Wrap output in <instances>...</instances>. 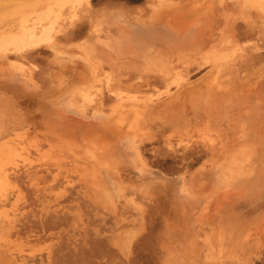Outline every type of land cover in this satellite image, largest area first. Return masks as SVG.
<instances>
[{"label":"rangeland","instance_id":"1","mask_svg":"<svg viewBox=\"0 0 264 264\" xmlns=\"http://www.w3.org/2000/svg\"><path fill=\"white\" fill-rule=\"evenodd\" d=\"M1 1L0 264H264V0Z\"/></svg>","mask_w":264,"mask_h":264},{"label":"bare ground","instance_id":"2","mask_svg":"<svg viewBox=\"0 0 264 264\" xmlns=\"http://www.w3.org/2000/svg\"><path fill=\"white\" fill-rule=\"evenodd\" d=\"M3 1V0H2ZM1 1V2H2ZM22 1V0H21ZM36 1V0H35ZM79 1V0H78ZM210 1V0H209ZM8 2V1H7ZM15 2V1H14ZM67 2H68V0H67ZM71 3L72 2H74V0L73 1H70ZM9 3V2H8ZM24 3H25V1H24ZM23 3V4H24ZM56 3V2H55ZM26 4V3H25ZM28 4V3H27ZM26 4V5H27ZM208 4V3H207ZM15 5V4H14ZM204 5V4H203ZM22 6V5H21ZM25 6V5H24ZM23 6V7H24ZM209 6V5H208ZM50 8V7H49ZM182 8V7H181ZM61 9V8H60ZM209 9H211V8H209ZM171 10H173L172 8H171ZM174 10H177V7H176V9H174ZM183 10H185V9H183ZM183 10H182V12H183ZM195 10V9H194ZM193 10V11H194ZM203 10H205V8L203 9ZM45 11V10H44ZM60 11V10H59ZM181 11V10H180ZM213 13H215V10L213 9V10H211ZM39 12V11H38ZM188 12V11H187ZM191 12V11H190ZM197 12V11H196ZM200 12V11H199ZM1 13V12H0ZM36 13V12H35ZM46 13V12H45ZM210 13V12H209ZM5 14V13H4ZM4 14H1V15H3L4 16ZM174 14V13H173ZM178 14H181L182 15V13L180 12V13H178ZM207 14V13H206ZM14 15V14H13ZM75 15V14H74ZM183 15H185L184 14V12H183ZM43 16V14L41 15V17ZM56 16V15H55ZM176 16V15H175ZM2 17V16H1ZM50 18V17H49ZM196 18V17H195ZM194 18V19H195ZM43 19V18H42ZM192 19V18H191ZM178 20V19H177ZM177 20L175 19L173 22H171L175 27L174 28H176V29H179V31H181V32H183L182 30H185L186 31V33H185V35L186 34H188L189 35V31H192L191 29H189L188 30V25L191 23L192 24V22H193V20H192V22H189V21H191L190 19H189V21L188 20H186V18H184V20H186V21H188V23H186L185 25H184V23L182 24L181 23V25H184V26H180L179 24H178V22H177ZM55 21V20H54ZM176 21V22H175ZM197 21V20H196ZM195 21V22H196ZM170 23V24H171ZM205 23H207V21H205ZM169 24V25H170ZM193 25V24H192ZM208 24H206V26H207ZM172 26V25H171ZM170 26V27H171ZM214 26V25H213ZM23 27H25V26H23ZM48 27H50V25L48 26ZM203 27V26H202ZM205 27V26H204ZM172 28V27H171ZM183 28V29H182ZM189 28H190V26H189ZM206 28V27H205ZM208 28V27H207ZM206 28V29H207ZM214 28V27H213ZM24 29V28H23ZM27 29H29V30H25L24 31V33L22 34V35H20V36H17V34L16 35H14L12 38H11V40H12V42H14L13 40L14 39H16L15 40V42L18 40V42H20L21 43V45L22 46H37V45H39V44H41V42L43 41H45V40H48L47 38H49V37H51L50 36V34H51V32H52V30H53V27H50L49 29H45V31H43L42 33H38V32H36L33 28H27ZM31 29V30H30ZM180 29H182V30H180ZM195 28H193V30H194ZM196 29H197V27H196ZM205 29V30H206ZM199 30H201V29H199ZM195 31V30H194ZM198 31V30H197ZM207 31H208V33H209V35H205V37H212L211 35V33H210V31L207 29ZM180 32V33H181ZM203 32V31H202ZM202 32H197V34H201ZM205 32V31H204ZM179 33V32H178ZM179 33V34H180ZM13 34V33H12ZM20 33H18V35H19ZM182 34H184V32L182 33ZM205 34H206V32H205ZM202 35H203V33H202ZM10 37V36H9ZM8 37V38H9ZM188 37H190V35L189 36H187L186 35V37H184V39L186 38H188ZM198 37V36H197ZM14 38V39H13ZM185 39V40H186ZM189 39V38H188ZM201 39H203V36H202V38ZM213 39V38H212ZM1 40V39H0ZM7 40V39H6ZM199 40V39H198ZM49 41V40H48ZM187 42L189 41V40H186ZM202 41V43L203 42H205V41H207V40H205L204 41V39L203 40H201ZM210 41H212L211 39H210ZM10 42V41H9ZM47 42V41H46ZM185 42V41H184ZM199 42V41H198ZM3 43V42H2ZM187 44V43H186ZM190 44V43H189ZM199 44V43H198ZM204 44V43H203ZM211 43H209L208 45H210ZM20 45V44H19ZM20 45V46H21ZM205 45V44H204ZM21 46V47H22ZM191 46V45H190ZM206 46V45H205ZM186 47V46H185ZM187 48H189L188 47V44H187ZM192 48V47H191ZM2 125V124H1ZM1 125H0V127H1ZM3 128H4V126H3ZM10 142H7V141H4V142H1L0 143V174H1V171L8 165L7 163H11V161L12 160H14L13 159V157H15V155H17V151H16V149L14 150V148H15V145H13L14 146V148L13 147H11L12 146V144L10 143ZM11 145V146H10ZM263 150V149H262ZM262 150H259V151H261L262 152ZM258 151V150H257ZM237 154V153H236ZM244 154V153H243ZM255 154V153H254ZM257 154V153H256ZM243 156V155H242ZM257 158V160H258V162H259V166H257V167H259L258 168V174H256V176H259L257 179H255V177L254 178H252L251 179V184H252V182H258V183H260L261 185V188L263 189L264 187V185H262L263 183H264V153H259V155H257L256 156ZM261 161H262V163H261ZM14 161H12V163H13ZM9 163V164H10ZM3 164H7V165H3ZM253 164V163H252ZM5 173V172H4ZM3 173V174H4ZM7 174V173H6ZM246 176V175H245ZM3 178H4V176H3ZM255 181H254V180ZM256 180H259V181H256ZM3 181V180H2ZM6 184H7V182H5ZM257 183V184H258ZM251 184H250V186H251ZM257 184H253V185H257ZM247 185V184H246ZM259 185V184H258ZM249 186V187H250ZM1 188H2V185L0 186ZM5 187V186H4ZM240 187V186H239ZM243 187V186H242ZM255 187H257V186H254V188L253 189H256ZM259 187V186H258ZM239 189V188H238ZM244 189H246V188H244L243 187V193H244ZM251 189H252V187H251ZM250 188H248V190H251ZM252 189V190H253ZM261 189V190H262ZM240 190V189H239ZM247 190V193L245 194L246 195V199H247V201H246V199H245V201L247 202V203H249V200L251 199V202H254V201H256L255 200V197L257 196V194L256 195H252L253 193V191L251 190V191H248ZM259 190V189H258ZM257 191V190H256ZM249 192L250 193H252L251 195L249 194ZM255 192V191H254ZM240 193V192H239ZM242 194V190H241V193L240 194H238V195H241ZM248 194L250 195V197H247L248 196ZM255 194V193H254ZM243 196V195H242ZM241 196V197H242ZM251 196H253V199H254V201L252 200V197ZM261 196V198H259V200L261 199V202H260V206L262 207V209L264 208V191L263 192H261L260 193V195H258L257 197H260ZM237 197H239V199H240V196H237ZM248 198H250V199H248ZM241 200V199H240ZM258 201V200H257ZM251 204V203H250ZM253 204V203H252ZM234 207V206H233ZM255 210V209H254ZM261 210V209H260ZM256 211V210H255ZM255 211H254V215H255ZM257 211H259L258 209H257ZM239 215V214H238ZM264 215V214H263ZM262 215V217H264ZM247 216V215H246ZM250 216H252V215H250ZM249 216V217H250ZM260 216V215H259ZM248 217V218H249ZM253 217H255V216H253ZM244 218V217H243ZM246 219V218H245ZM245 219H243V220H245ZM249 220V219H248ZM251 220V219H250ZM258 220V219H257ZM246 222V221H245ZM264 222V221H263ZM247 223V222H246ZM251 223H249V225H250ZM240 225V224H239ZM257 227V226H256ZM260 227V226H259ZM263 229V228H262ZM261 232H262V230H261ZM255 233V232H254ZM250 235V234H249ZM249 241V240H248ZM251 241V240H250ZM252 242V241H251ZM194 252V251H193ZM188 256H190V254L188 253L187 254ZM192 255V254H191ZM193 257L195 256V255H192Z\"/></svg>","mask_w":264,"mask_h":264}]
</instances>
